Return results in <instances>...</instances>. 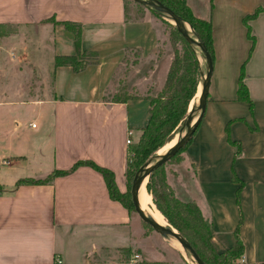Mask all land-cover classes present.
Returning a JSON list of instances; mask_svg holds the SVG:
<instances>
[{
  "label": "crops",
  "instance_id": "0c3cea01",
  "mask_svg": "<svg viewBox=\"0 0 264 264\" xmlns=\"http://www.w3.org/2000/svg\"><path fill=\"white\" fill-rule=\"evenodd\" d=\"M129 3L140 4L0 0V162L9 161L0 164V264H185L113 199L99 170L77 165L113 171L119 190L128 191L130 149L149 124L151 105L146 95L114 102L107 93L129 50L139 51L141 64L152 62L151 80L166 54L169 68L174 57L158 51L162 19L147 8L129 16ZM187 3L212 21L214 47L205 115L184 151L194 201L212 223L217 252L236 244L240 225L245 250L234 264H264V0ZM258 8L248 21L251 37L245 18ZM64 21L81 26L80 49ZM48 41L53 93L43 97L20 76L32 74L23 61L31 52L43 59ZM89 52L97 58L85 55L80 71L55 66L57 55ZM241 76L251 103L238 98ZM60 171L46 183H19Z\"/></svg>",
  "mask_w": 264,
  "mask_h": 264
},
{
  "label": "trees",
  "instance_id": "16d2710c",
  "mask_svg": "<svg viewBox=\"0 0 264 264\" xmlns=\"http://www.w3.org/2000/svg\"><path fill=\"white\" fill-rule=\"evenodd\" d=\"M159 1L173 9L182 17L186 24L191 26V35L194 37H200L206 44L213 57L214 47L212 21L210 19H204L195 15L191 7L188 5L187 0ZM148 8H150L157 15L168 17L166 14L159 12L152 7L148 6ZM262 10L263 8H258L253 14L248 15L245 18L249 36H251V30L248 21L252 18H255ZM63 24L67 29L74 32L76 36V44L79 48L82 34L81 26L70 21H64ZM173 27L175 30V37L172 42L174 48V57L170 65L166 81L160 92L154 96H145V98L150 101L151 118L149 124L143 129V134L139 141L131 146V150H133L136 155V162L131 173H129L130 162H128V185L130 181L133 182L144 162L155 155L158 150H160L174 138L173 135L185 123V120L189 115V107L193 100H195V103L192 112L195 111L197 106L196 94L198 87L202 83L200 79V61L198 52L200 47L190 44L178 31L176 25H173ZM85 55L97 58L96 52L78 55H57L55 57V66L69 65L72 66L76 71H80L86 64V62L81 60ZM136 97H140V95H128L126 97H120L116 95L111 101L125 102L130 98ZM238 98L250 103L252 102L249 91L243 82L242 76L239 81ZM189 143L182 150H186ZM80 164H88L99 170L105 177L107 186L113 199L121 201L129 210L135 212L134 205L132 203V197L130 202L126 200L127 192L122 193L119 190L113 171L98 166L93 162L83 161L77 163V165ZM60 173L64 172H54L43 180L22 179L19 181V183H46L50 181L53 176ZM159 173H161V171L158 168L150 175L148 188L150 187L151 189V184ZM164 183L165 182L163 181V193L155 189H152V193L158 208L166 216L170 224H172L191 242L205 264H234L237 259H239L244 254L245 250L244 242L239 235L240 225L238 226L235 233L236 244L225 252H217L212 244V238L214 236L212 223L203 214L199 205L195 201H181L175 198L172 193L167 192V184ZM242 221L243 218H241L240 224ZM187 254L191 257L190 253L187 252Z\"/></svg>",
  "mask_w": 264,
  "mask_h": 264
},
{
  "label": "rangeland",
  "instance_id": "374dc122",
  "mask_svg": "<svg viewBox=\"0 0 264 264\" xmlns=\"http://www.w3.org/2000/svg\"><path fill=\"white\" fill-rule=\"evenodd\" d=\"M144 8L150 9L146 5L139 4V6L135 7L133 3H129L128 5L129 16L130 15L140 16ZM158 16L162 19L164 26V34L161 37L158 51L161 52L162 54L164 52H167L168 54L169 52L174 53L172 42L175 37L174 36L175 30L173 27V25L175 26V23L169 17H165L161 15ZM44 36L49 40V36H47L46 33L43 34V38ZM48 43L49 41L43 42V59L37 58L34 52H31L30 55H27L26 59L23 61L24 62L23 65L25 66V68L28 69L30 67L32 74L29 75L27 73V70L25 69L26 73H23V75L20 76V77L26 76V82L28 79L31 78L32 84L37 83L36 87L35 85H33V87H35V89L33 90V95L38 94V95H43V97L46 96L51 97V94L53 93L52 70H53L54 59L51 58L53 57V53L52 51L49 50L50 45ZM198 50H199L198 52H199V61H200V79L203 82V80L206 78L208 67L203 51L200 49ZM167 61H168V56L166 54L164 59H162V61L160 62L155 76L151 80L150 77L152 72L151 70L154 68L152 62L149 61L146 64L145 63L141 64L139 51L130 50L127 53V56L117 73V76L113 82L111 89L107 93V98H113L116 95L120 97H126L128 95H147V96L157 95L158 92H160V90L164 86V83L166 81L170 69ZM139 79L140 80L143 79V81H141L140 87L138 86L139 87L138 88L136 84L139 81ZM199 87H201V85ZM194 101L191 103L192 106L191 110L194 109V103H195ZM196 104L197 106L194 112L190 111V107H189V111H188L189 115L185 120V123L173 135L174 138L172 140L176 139L177 142V140L187 131L190 125L195 122L196 117L200 113L199 100L196 102ZM159 151L160 150H158L155 153V155H153L146 162H144L142 168L149 167L153 163H155L158 160L159 155L162 154V153L160 154ZM184 151L185 150L180 151L170 161H168L166 164H164L159 168L161 173H159L154 178L151 184V189L150 187L148 188V183L150 180V178H148L147 190L145 191H147L152 196L153 206L157 208L160 212L161 210L158 208L155 202L152 189H155L163 193L164 190L162 188L163 181L165 182L164 184H167L166 187L167 192L172 193L175 198L181 201H191V200L194 201V199L197 198L198 196L197 188L193 182L194 179L193 170L190 164L186 162ZM129 162H130L129 173H131L135 167V162H136V155L133 152V150L130 151ZM131 186H132V182L130 181L126 196V200L129 202L131 200ZM133 214L136 217H138L136 212L133 211ZM161 214L163 215L164 219L161 218L159 219L163 221L167 220V222L170 223L162 212ZM144 226L147 229L154 232L155 235L160 236L162 242H164L166 246H169L173 248L175 251L179 252L183 257L185 264H196L195 260L192 257L188 256V254H186L187 252L185 251V249H184V253H182L178 248L172 246V244L169 242V238L164 237L163 235H161L160 233H158L157 231H155L153 228H151L145 223Z\"/></svg>",
  "mask_w": 264,
  "mask_h": 264
},
{
  "label": "water",
  "instance_id": "95a60500",
  "mask_svg": "<svg viewBox=\"0 0 264 264\" xmlns=\"http://www.w3.org/2000/svg\"><path fill=\"white\" fill-rule=\"evenodd\" d=\"M137 3H140L142 5H146L147 7H152L159 12H162L166 14L169 18L174 21L178 31L186 38V40L193 45H197L200 47V49L203 51L205 55V59L207 62V75L206 78L201 83V94L199 96V110L200 113L196 117V120L193 124L190 125V127L187 129V131L177 140L176 144L171 147L169 150H167L165 153L159 155L158 160L153 163L149 167H143L140 169V171L135 176L132 187H131V197H132V203L134 205V210L137 213V215L141 218V220L149 225L151 228H153L155 231L163 235L164 237H167L169 239H176L180 244L183 246L185 251L191 254V257L195 260L196 264H205L203 259L200 257L196 249L193 247L191 242L183 236L172 224L167 223L163 224L159 221H157L151 214L146 212L140 202L139 199V190L142 184L146 179L150 177V175L166 164L168 161H170L176 154H178L193 138L198 126L200 125L206 111L207 107V100H208V94H209V86L211 83V77L213 74V57L208 50L206 44L203 42V40L200 37H194L191 35L190 30L192 29L191 26H187L185 21L182 19V17L177 14L173 9H171L169 6L165 5L159 0H133ZM192 109V108H191ZM192 111V110H190Z\"/></svg>",
  "mask_w": 264,
  "mask_h": 264
},
{
  "label": "bare ground",
  "instance_id": "6f19581e",
  "mask_svg": "<svg viewBox=\"0 0 264 264\" xmlns=\"http://www.w3.org/2000/svg\"><path fill=\"white\" fill-rule=\"evenodd\" d=\"M187 26L189 27V25L187 24ZM201 94V87L198 88L197 94H196V99L198 101L199 96ZM194 101V100H193ZM192 101V102H193ZM191 102V103H192ZM195 102V101H194ZM193 105V104H192ZM192 106L190 105V110H191ZM176 144V139L172 140L171 142H169L167 145H165L163 148L160 149L159 153L163 154L165 153L167 150H169L171 147H173ZM147 181L148 179H146L144 181V183L142 184V186L140 187L139 190V199L141 202V205L143 207V209L148 212L149 214H151L157 221L163 223V224H167V220L163 221L161 219H164L163 215L161 214V212L155 208L153 206V200H152V196L145 190H147ZM161 218V219H159ZM169 242L172 244V246H175L176 248H178L182 253H184V248L183 246L180 244V242H178L176 239H169ZM187 254V253H186Z\"/></svg>",
  "mask_w": 264,
  "mask_h": 264
},
{
  "label": "built area",
  "instance_id": "2783aa9c",
  "mask_svg": "<svg viewBox=\"0 0 264 264\" xmlns=\"http://www.w3.org/2000/svg\"><path fill=\"white\" fill-rule=\"evenodd\" d=\"M33 126H35V125H33ZM131 136H132V132H129V138H128V140H127V143H128V144H132V143H133ZM8 163H9V161H6V160H2V161L0 162V164H8ZM140 257H141V256H140L139 254H135L133 261H138V259H139ZM128 264H131V263H128Z\"/></svg>",
  "mask_w": 264,
  "mask_h": 264
}]
</instances>
